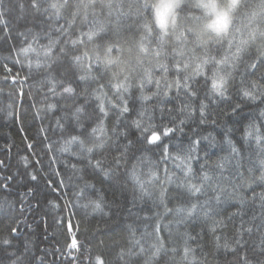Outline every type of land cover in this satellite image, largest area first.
Returning a JSON list of instances; mask_svg holds the SVG:
<instances>
[{
  "label": "clouds",
  "instance_id": "clouds-1",
  "mask_svg": "<svg viewBox=\"0 0 264 264\" xmlns=\"http://www.w3.org/2000/svg\"><path fill=\"white\" fill-rule=\"evenodd\" d=\"M0 156V264H264V0H0Z\"/></svg>",
  "mask_w": 264,
  "mask_h": 264
},
{
  "label": "trees",
  "instance_id": "trees-1",
  "mask_svg": "<svg viewBox=\"0 0 264 264\" xmlns=\"http://www.w3.org/2000/svg\"><path fill=\"white\" fill-rule=\"evenodd\" d=\"M21 134L26 135V133L23 132V130L21 131ZM0 159L3 160V163L5 165H7L8 167L6 168H0V176H11L12 172L9 170L12 166V164L14 163V158H9V159H4L2 156H0ZM48 187L53 191V192H58L59 191V187L57 185V183L53 180H49L48 182ZM34 207L38 208L39 204L34 202ZM28 216L30 219H34L35 222L38 224L39 226V231L41 234V239L42 241H44V245L42 246H48V247H53L54 245L58 246L56 244L55 239H50V235H51V225H50V221L49 218L46 215H39L36 213H28ZM68 227L72 224L71 219H68L66 221ZM70 229V227H69ZM52 259H59V257L53 256L51 257Z\"/></svg>",
  "mask_w": 264,
  "mask_h": 264
},
{
  "label": "snow or ice",
  "instance_id": "snow-or-ice-1",
  "mask_svg": "<svg viewBox=\"0 0 264 264\" xmlns=\"http://www.w3.org/2000/svg\"><path fill=\"white\" fill-rule=\"evenodd\" d=\"M72 243H73V246H74V245H75V243H76V242H75V240H73V242H72Z\"/></svg>",
  "mask_w": 264,
  "mask_h": 264
},
{
  "label": "rangeland",
  "instance_id": "rangeland-1",
  "mask_svg": "<svg viewBox=\"0 0 264 264\" xmlns=\"http://www.w3.org/2000/svg\"><path fill=\"white\" fill-rule=\"evenodd\" d=\"M70 227V226H69ZM70 229H71V227H70Z\"/></svg>",
  "mask_w": 264,
  "mask_h": 264
}]
</instances>
